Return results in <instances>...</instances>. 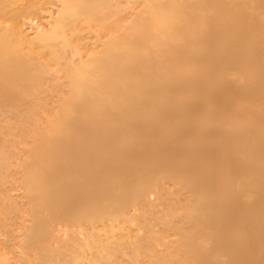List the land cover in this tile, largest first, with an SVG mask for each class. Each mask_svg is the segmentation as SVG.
Instances as JSON below:
<instances>
[{
    "label": "bare ground",
    "instance_id": "1",
    "mask_svg": "<svg viewBox=\"0 0 264 264\" xmlns=\"http://www.w3.org/2000/svg\"><path fill=\"white\" fill-rule=\"evenodd\" d=\"M53 2L0 0V264H264V0Z\"/></svg>",
    "mask_w": 264,
    "mask_h": 264
},
{
    "label": "rangeland",
    "instance_id": "2",
    "mask_svg": "<svg viewBox=\"0 0 264 264\" xmlns=\"http://www.w3.org/2000/svg\"><path fill=\"white\" fill-rule=\"evenodd\" d=\"M52 1H54L53 3L54 4H52V5H50V8L46 11V13L44 12V15H43V13L42 14H40V16H39V18H40V21H42V22H45L46 23V20L45 19H47V18H49L50 17V14H51V12H52V9L54 10V11H56L57 10V0H52ZM47 5H49V4H47ZM51 10V11H50ZM48 11H50V12H48ZM46 14V15H45ZM43 15V16H42ZM43 17V18H42ZM47 17V18H46ZM39 18H38V20H39ZM50 19V18H49ZM45 20V21H44ZM48 20V19H47ZM40 21H38V22H40ZM27 25H29V24H27ZM29 27V29L32 31L33 29H31L30 28V26H28ZM13 188H14V190H13V193L15 194V193H18L19 192V190H18V188H17V186H15V184H13Z\"/></svg>",
    "mask_w": 264,
    "mask_h": 264
}]
</instances>
